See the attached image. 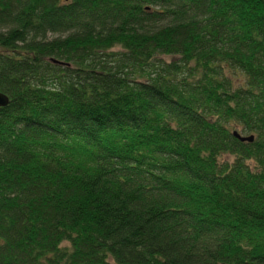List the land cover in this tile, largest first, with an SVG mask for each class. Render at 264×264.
<instances>
[{"label":"trees","instance_id":"1","mask_svg":"<svg viewBox=\"0 0 264 264\" xmlns=\"http://www.w3.org/2000/svg\"><path fill=\"white\" fill-rule=\"evenodd\" d=\"M0 93V264H264V2L0 0Z\"/></svg>","mask_w":264,"mask_h":264},{"label":"water","instance_id":"2","mask_svg":"<svg viewBox=\"0 0 264 264\" xmlns=\"http://www.w3.org/2000/svg\"><path fill=\"white\" fill-rule=\"evenodd\" d=\"M264 2V0H259ZM57 62V61H56ZM8 104V98L4 94L0 93V108L5 107ZM232 136L239 140L240 142H252L254 140L253 136H241L237 130L232 132Z\"/></svg>","mask_w":264,"mask_h":264},{"label":"rangeland","instance_id":"3","mask_svg":"<svg viewBox=\"0 0 264 264\" xmlns=\"http://www.w3.org/2000/svg\"><path fill=\"white\" fill-rule=\"evenodd\" d=\"M235 125H233L232 123L229 125V129L230 130H239V128H237Z\"/></svg>","mask_w":264,"mask_h":264}]
</instances>
